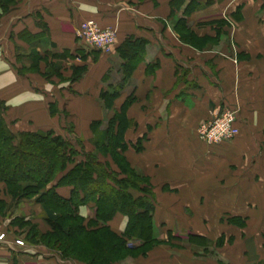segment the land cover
Here are the masks:
<instances>
[{
    "label": "crops",
    "instance_id": "obj_1",
    "mask_svg": "<svg viewBox=\"0 0 264 264\" xmlns=\"http://www.w3.org/2000/svg\"><path fill=\"white\" fill-rule=\"evenodd\" d=\"M171 1L25 0L0 27L7 120L16 134L54 131L62 137L74 121L70 128L78 127L81 140L96 148L104 143L97 136L105 125L132 99L125 152L129 164L156 184L142 197L154 204L159 245L126 264H264V0H187L176 10ZM188 8H195L190 16ZM174 19L185 20L197 39L221 42L219 48L183 43L172 30ZM88 20L117 31L111 53L89 50L80 40L77 31ZM129 40L145 44L132 62L121 55ZM44 61L65 77L71 66L87 70L79 81L63 84L21 72L41 70ZM125 65L134 66L128 78ZM114 90L119 95L109 108L102 95ZM228 108L239 110L238 136L221 145L202 142L199 126ZM94 123L95 133L88 128ZM28 205L35 206L22 204L20 215ZM80 214L90 219L95 209L83 206ZM128 224L117 214L109 226L124 234ZM132 244L143 243L134 238ZM14 262L71 264L39 247L0 243V264Z\"/></svg>",
    "mask_w": 264,
    "mask_h": 264
},
{
    "label": "trees",
    "instance_id": "obj_2",
    "mask_svg": "<svg viewBox=\"0 0 264 264\" xmlns=\"http://www.w3.org/2000/svg\"><path fill=\"white\" fill-rule=\"evenodd\" d=\"M186 1L172 0L171 3L176 10ZM15 3L16 0H0V10L7 13ZM193 9L188 8L185 15L190 16ZM235 17L239 19L240 15ZM179 24L176 25L178 29L181 27V30L194 34L187 28L185 20H180ZM183 42L190 45L187 40ZM144 45L141 40L135 44L129 40L124 43L121 55L126 61L132 62L142 53ZM86 70V67L75 69L76 77L72 80L79 81ZM133 70V65H125L127 78ZM122 87L123 84L119 85V88ZM118 95V90L103 93L107 107L113 106ZM132 102L129 99L121 112L109 122L108 143H97L94 154H86V161L77 163L75 157L80 155L79 152L54 131L16 134L7 120V103L0 98V185H6V195L14 202L38 197L37 202L46 214L45 221L51 227V234L54 233L44 235L33 232L32 243L39 241L51 246L60 245L59 248L66 254L73 247L70 237L89 239L105 235L107 245L103 247V254L99 253L90 264H112L116 254L143 250L151 244L159 243L153 238L151 214L155 211L154 204L142 197L152 193L151 187L142 184L137 175L120 178L124 174L123 169H115L110 162H101L99 159V155L111 157L113 161L119 154L123 157L128 148L125 142V133L129 128L126 114ZM142 149L139 143L136 151L142 152ZM125 162L128 163L126 159ZM65 188L70 189L68 194L62 191ZM83 206L93 207L95 217H83L80 214ZM6 208L7 203L0 199V214ZM62 213L74 225L65 226ZM117 214L129 218L124 234L115 233L109 226ZM29 224V220H24L17 229ZM134 238L143 244L131 245ZM147 252L144 251L143 255Z\"/></svg>",
    "mask_w": 264,
    "mask_h": 264
},
{
    "label": "rangeland",
    "instance_id": "obj_3",
    "mask_svg": "<svg viewBox=\"0 0 264 264\" xmlns=\"http://www.w3.org/2000/svg\"><path fill=\"white\" fill-rule=\"evenodd\" d=\"M25 3V0H16V3L12 5L7 13H3L2 10H0V27L2 24L9 18L14 16L15 14L19 13L21 10L22 5ZM173 17V16H172ZM173 19V18H172ZM172 21V20H171ZM174 22V23H173ZM176 23V24H175ZM174 25V26H173ZM176 25H180L179 21H175V19L172 21V30L175 34L178 35L179 39L183 42L184 40L190 42V45L196 47V49H209V48H219L221 42H214L209 39L200 40L195 37L194 34H192L189 31H183L178 29ZM44 27V26H43ZM224 30V29H223ZM3 32V31H2ZM0 32V33H2ZM227 32L226 30L222 31V33ZM232 30L229 32L231 33ZM184 43V42H183ZM16 48V45H15ZM91 50V49H89ZM17 52H19L17 50ZM17 57V55H16ZM13 56L15 61L19 62L17 58ZM43 66L40 70V68L32 69L31 67L22 68L21 72L23 74H35L39 75L43 82L47 83H57V84H63L66 82H77L75 80H72L76 75L75 69L77 67L71 68V77H65L63 74L57 73L56 69H58V66L54 63H49L48 61L43 62ZM66 66V65H65ZM39 72V74H38ZM83 76V75H82ZM7 107L10 110V107L7 105ZM8 110V112H9ZM11 117V116H10ZM14 123V122H13ZM72 125H75L74 121L70 122ZM68 123V131L66 133V136H64L65 139H67L71 145L74 147L75 151L79 152V156L75 157L77 163H81L83 161H86V154H94L95 148L93 142H83V138H80L79 135L76 132H80L79 128H70L71 125ZM205 123V122H204ZM202 123L198 130L202 128L204 125ZM106 131L98 135L97 140H101L102 142L108 143V131H109V124L105 125ZM100 127V126H99ZM90 131L93 133L96 132L97 125L95 123L88 127ZM76 130V132H75ZM82 139V140H81ZM100 142V141H99ZM99 159L101 162H110L113 164V168L115 169H123L124 174L120 177L123 179L131 178L133 175H137L140 177V182L144 185H149L151 188L156 186L155 183H153L152 178L148 177L143 171H141L139 168L132 167L129 162L128 158L126 156V152L122 154H119L117 157H115V161L111 157H104L102 155H99ZM127 160V164H125V159ZM117 164V165H115ZM120 167V168H119ZM6 185L1 184L0 185V199L5 200V202L8 205V208L0 214V237L2 235H6L5 242L11 241L12 243L16 245V242H24L25 247H39L43 250L49 252V253H55L59 257H61L64 261H68L71 264H90L94 262V260L99 256V253L101 254L103 252V247L107 245V238H105V235H98L96 238H89V239H83L81 237H70L69 240L72 243V248L70 250H67L64 254L59 246H51L48 243L39 242L38 243H32L31 242V235L33 232H39L40 234H51V227L46 223L45 217L46 214L42 208V206L37 202L38 197H35L33 199H24L19 200L17 202H14L9 196L6 195L5 192ZM27 203H34L35 206L32 207V205H28L27 207H24L23 213L19 212V209L22 204ZM26 214V215H25ZM63 214V224L65 226L74 225V223H70L67 221V218L64 217ZM26 216L31 217L30 224L24 228L19 227L17 229V226L19 223H22L24 220H26ZM33 219V220H32ZM31 233V234H30ZM52 233L51 235H53ZM40 240V239H39ZM137 245V244H136ZM159 244H151L144 248L143 250H137L135 252H125V253H119L116 254L117 256L114 258V261L112 264H126L129 260L139 262L141 258H144L146 255H143L144 251H151L154 247H156ZM18 247V246H17ZM24 247V248H25ZM147 252V253H148ZM103 254V253H102Z\"/></svg>",
    "mask_w": 264,
    "mask_h": 264
},
{
    "label": "built area",
    "instance_id": "obj_4",
    "mask_svg": "<svg viewBox=\"0 0 264 264\" xmlns=\"http://www.w3.org/2000/svg\"><path fill=\"white\" fill-rule=\"evenodd\" d=\"M77 35L87 48L109 54L116 45L118 33L114 28H103L96 21L88 20L80 25ZM238 114L239 110L233 108L214 111L198 131L200 140L208 145L232 142L239 134ZM5 238L6 235H2L0 243H4ZM16 245L25 247L24 242L17 241Z\"/></svg>",
    "mask_w": 264,
    "mask_h": 264
}]
</instances>
